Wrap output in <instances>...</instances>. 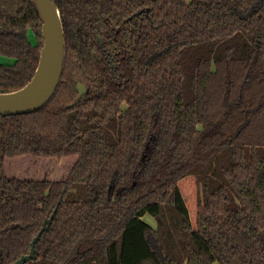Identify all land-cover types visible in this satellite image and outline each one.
I'll return each mask as SVG.
<instances>
[{"label":"trees","instance_id":"1","mask_svg":"<svg viewBox=\"0 0 264 264\" xmlns=\"http://www.w3.org/2000/svg\"><path fill=\"white\" fill-rule=\"evenodd\" d=\"M52 1L56 90L0 115V264L44 225L24 264H264V0ZM41 26L0 0V92Z\"/></svg>","mask_w":264,"mask_h":264},{"label":"water","instance_id":"2","mask_svg":"<svg viewBox=\"0 0 264 264\" xmlns=\"http://www.w3.org/2000/svg\"><path fill=\"white\" fill-rule=\"evenodd\" d=\"M42 18L41 34L43 45L40 50L39 60L31 80L20 89L11 92H0V115H15L29 113L40 109L54 94L58 85L64 57V37L59 16V10L52 0H34ZM97 39L101 41L97 33ZM79 101L85 94L84 84L78 82ZM47 224L50 220H47ZM45 225L32 239L30 251L10 264H24L34 258V245Z\"/></svg>","mask_w":264,"mask_h":264},{"label":"rangeland","instance_id":"3","mask_svg":"<svg viewBox=\"0 0 264 264\" xmlns=\"http://www.w3.org/2000/svg\"><path fill=\"white\" fill-rule=\"evenodd\" d=\"M28 38H29V40H30L32 43L35 42L34 35H33V33H32L30 30L28 31ZM0 61H1V62H5V63L11 62V60H10L9 58H6V57H0ZM142 219H143L145 222H147V223H149L150 225H152V226H155V224H156L154 218H153L151 215H149V214H146L145 216H143Z\"/></svg>","mask_w":264,"mask_h":264}]
</instances>
